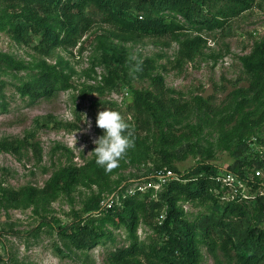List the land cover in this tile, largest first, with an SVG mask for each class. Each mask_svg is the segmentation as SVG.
<instances>
[{
  "label": "rangeland",
  "instance_id": "rangeland-1",
  "mask_svg": "<svg viewBox=\"0 0 264 264\" xmlns=\"http://www.w3.org/2000/svg\"><path fill=\"white\" fill-rule=\"evenodd\" d=\"M123 1L134 19L163 18L185 30L162 37L123 33L110 14L92 6L89 25L45 54L35 49L39 41L15 39L14 20L0 0V264H148L141 248L163 241L158 228L169 211L153 204L178 179L176 170L208 163L226 171L243 145V156L264 161V86L255 88L257 75L246 66L264 43V0H251L239 14L232 0H207L206 13L222 22L211 25L189 23L169 7ZM195 39L203 41L199 51L181 60L182 44ZM109 66L119 72L115 88L106 85ZM46 72L58 78L52 96L34 99L20 92ZM141 93L152 108L144 120L136 110ZM106 109L120 112L134 145L111 172L92 153L104 132L96 126L97 114ZM5 142L15 143L19 153L3 150ZM169 171L174 176L160 185L159 174ZM246 175L253 182L246 183L247 194L255 198L242 204L253 227L264 232L256 198L264 192V168H247ZM128 199L137 207L133 230L109 212ZM99 203L101 210L90 213ZM177 209L197 229L198 264H231L233 246L228 244L229 257L226 241L212 236L213 254L199 230L216 213L214 203L181 197ZM50 222L88 225L101 236L80 249ZM132 248L138 251L120 261V253Z\"/></svg>",
  "mask_w": 264,
  "mask_h": 264
},
{
  "label": "trees",
  "instance_id": "trees-1",
  "mask_svg": "<svg viewBox=\"0 0 264 264\" xmlns=\"http://www.w3.org/2000/svg\"><path fill=\"white\" fill-rule=\"evenodd\" d=\"M4 1L7 2V11L14 20L12 32L15 39L28 44L39 41L35 49L45 54H50L60 45L69 44L71 38L76 36L83 24L87 23L86 27L89 25L86 12L92 6L110 14L115 26L123 33L162 37L185 30L183 25L176 22L168 23L163 18L141 16L139 19H134L125 11L128 4L123 0ZM208 2L207 0H143L142 3L156 9L169 7L189 23L222 24L216 17L206 13ZM232 2V10L237 14L245 12L252 4L251 0H232ZM56 16H59L58 19L55 18ZM51 22H54L64 32V39H62L61 31L50 27ZM202 42L201 39L184 42L180 52L181 60L193 59ZM246 66L257 75L255 88H258L259 85L264 86V43L256 48L253 56L246 61ZM108 73L106 85L115 88L119 72L109 66ZM57 85L56 75L46 72L35 82L22 87L20 92L25 96L40 99L52 96ZM146 97L152 98V95L146 94ZM159 106L165 108L162 101L159 102ZM136 110L141 120H144V115L152 110L150 104L146 105L144 93L137 96ZM260 123L261 121L258 124ZM243 146L237 152L235 164L226 171L208 163H202L186 173L176 170L178 179L166 185L160 196L161 200L153 204V209L158 210H162L164 207L162 204H165L169 211L166 219L158 228V235L163 241L149 249L141 248L148 264H198L200 262L201 252L197 244V229L185 222L177 209L178 199L181 197L193 202L210 201L214 203L216 213L205 218L199 225V230L209 243L213 254L215 245L210 239L212 236H217L226 241L225 250L229 257L232 255L228 244L232 245L236 251L235 257L231 258V264H264V232L253 227L245 209L246 204L237 201H222L215 195L221 190V184L216 180L220 173L230 172L245 182L253 184L246 175V169L264 168V161H250L243 156L245 149ZM2 148L8 152L19 153L15 143L5 142ZM257 200L262 205L260 216H263L264 197L259 196ZM153 209H151V214ZM95 210H101L100 203L91 207L89 212L92 213ZM136 210L135 202L128 199L121 206L111 207L109 212L114 216V220L117 218L114 222L126 224L133 230L136 228L138 220ZM49 225L59 235L70 238L73 244L80 249L87 247L90 242L101 236L96 229L88 225L79 226L73 223L67 226H57L53 222H50ZM137 251L138 249L132 248L121 252L120 261L125 262L129 255H133ZM217 264L222 263L218 261Z\"/></svg>",
  "mask_w": 264,
  "mask_h": 264
},
{
  "label": "clouds",
  "instance_id": "clouds-1",
  "mask_svg": "<svg viewBox=\"0 0 264 264\" xmlns=\"http://www.w3.org/2000/svg\"><path fill=\"white\" fill-rule=\"evenodd\" d=\"M96 126L104 132L93 141L95 149L92 153L95 154L96 164L111 172L119 166L128 149L134 146L128 131L130 126L120 112L110 109L98 112Z\"/></svg>",
  "mask_w": 264,
  "mask_h": 264
},
{
  "label": "built area",
  "instance_id": "built-area-1",
  "mask_svg": "<svg viewBox=\"0 0 264 264\" xmlns=\"http://www.w3.org/2000/svg\"><path fill=\"white\" fill-rule=\"evenodd\" d=\"M171 176H174L171 171L168 173H161L158 176L159 184L165 185L168 183V180ZM218 182L221 184V192L225 196L229 197L228 200H224L226 202L237 201L239 203H243L245 201L251 200V197L247 194L248 185L244 180H242L239 176L226 172L216 178ZM258 192V191H254ZM264 197V192H260L257 194V197ZM256 197V198H257ZM226 198V197H225Z\"/></svg>",
  "mask_w": 264,
  "mask_h": 264
}]
</instances>
